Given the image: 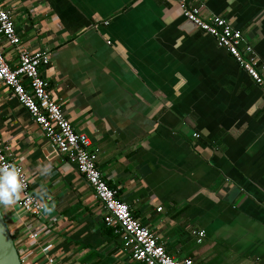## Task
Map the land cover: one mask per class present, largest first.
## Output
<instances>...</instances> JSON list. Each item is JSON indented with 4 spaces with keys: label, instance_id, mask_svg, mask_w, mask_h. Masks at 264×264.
<instances>
[{
    "label": "crops",
    "instance_id": "0c3cea01",
    "mask_svg": "<svg viewBox=\"0 0 264 264\" xmlns=\"http://www.w3.org/2000/svg\"><path fill=\"white\" fill-rule=\"evenodd\" d=\"M201 4L204 17L229 21L264 59V0ZM0 6L19 37L15 47L0 38L5 62L15 67L22 50L49 51L40 72L51 96L89 138L106 184L168 254L192 264H264V99L212 37L182 26L176 0ZM0 137L31 193L43 185L54 204L37 217L17 203L0 206L21 264H141L2 83ZM44 164L51 175L40 174Z\"/></svg>",
    "mask_w": 264,
    "mask_h": 264
},
{
    "label": "built area",
    "instance_id": "2783aa9c",
    "mask_svg": "<svg viewBox=\"0 0 264 264\" xmlns=\"http://www.w3.org/2000/svg\"><path fill=\"white\" fill-rule=\"evenodd\" d=\"M176 3L184 20L192 22L197 29L212 37L216 46L223 48L260 89L264 99V59L256 54L240 29L221 16L212 14L204 17L201 0H176ZM0 38L11 47L19 43L11 17L1 6ZM49 56L48 50H22L18 52L17 65L10 67L0 48V83L10 89L16 101L42 132L47 144L71 163L90 187L102 208L103 225L118 236L133 261L141 264H192L189 257L177 259L168 254L157 243L155 234L131 214L129 206L117 198L115 190L106 184L96 166L95 153L88 149L89 138L72 128L62 108L51 96L48 81L41 75L40 69L49 63ZM192 136L198 137V134L192 133ZM0 161L15 164L19 169L24 189L18 206L24 212L39 216L42 212L40 201L31 193L23 167L9 159L1 137ZM191 233L195 235L196 243L204 237L203 229L191 230Z\"/></svg>",
    "mask_w": 264,
    "mask_h": 264
},
{
    "label": "clouds",
    "instance_id": "9594fccd",
    "mask_svg": "<svg viewBox=\"0 0 264 264\" xmlns=\"http://www.w3.org/2000/svg\"><path fill=\"white\" fill-rule=\"evenodd\" d=\"M52 169L50 165L44 164L40 168V174L43 176L51 175ZM24 184L20 178L19 169L15 164L0 161V206L8 208L22 199ZM39 208L44 216L50 215L54 210V204L50 205L52 197L48 190L41 185L36 191Z\"/></svg>",
    "mask_w": 264,
    "mask_h": 264
},
{
    "label": "water",
    "instance_id": "95a60500",
    "mask_svg": "<svg viewBox=\"0 0 264 264\" xmlns=\"http://www.w3.org/2000/svg\"><path fill=\"white\" fill-rule=\"evenodd\" d=\"M182 26L185 29L194 28V24L185 20ZM0 264H21L17 250L4 222L0 211Z\"/></svg>",
    "mask_w": 264,
    "mask_h": 264
}]
</instances>
